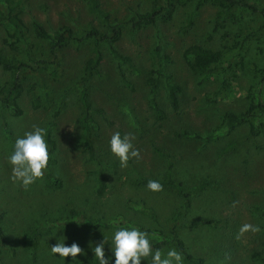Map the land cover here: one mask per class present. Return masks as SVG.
Masks as SVG:
<instances>
[{"label": "rangeland", "instance_id": "obj_1", "mask_svg": "<svg viewBox=\"0 0 264 264\" xmlns=\"http://www.w3.org/2000/svg\"><path fill=\"white\" fill-rule=\"evenodd\" d=\"M98 1L110 22L121 28L115 47L131 64H119L107 46L100 45L99 73L86 80L98 126V135L91 137L92 150H86V131L77 122L82 112L78 83L91 55L90 39L69 43L52 55L45 41L32 38L33 57L45 63L22 78L23 112L13 115L0 105V227L4 232L0 264H65L50 253V246L63 235L66 244L75 241L84 252L76 259L65 258L66 262L97 264L89 241L110 237L120 226L148 231L154 248H175L171 234L175 224L188 252L202 257L203 264H264V138L250 134L246 123L227 129L222 121L226 112L244 111L255 93L263 66L264 17L232 8L227 15L236 13V21L228 16L215 24L219 8L210 0L198 6L195 0H181L169 20L134 28L127 22L130 16L159 2ZM245 1L264 7V0ZM20 8L25 24L31 28L32 21L39 22L51 34L64 24L77 36L90 26L107 31L88 11L85 0H20ZM4 36L0 26V50L7 51L1 41ZM191 44L218 51L219 59L207 70L193 72L182 56ZM155 49L159 56L169 57L171 61L161 69L181 88L180 108L172 111L164 78L159 77L157 99L166 111L163 120H157L147 104L146 73L157 66ZM15 54L25 58L22 51ZM120 70L133 88L123 84ZM9 78L10 72L0 67V86ZM32 92L41 97L43 106L30 107ZM258 122L264 125V117ZM33 124L51 125L55 162L49 161L43 178L24 190L10 180L6 157L15 138ZM117 131L134 137L131 143L140 152L139 159H130L125 168L108 150V140ZM183 131L189 137L174 134ZM207 134L212 137L206 139ZM169 165L171 176L184 190L208 182L190 195L188 210L174 188L146 189L147 181L159 180ZM100 169L106 188L98 194ZM49 174L59 181L57 185ZM243 223L259 225L261 231L236 239ZM35 228L40 233L34 237V255L30 237ZM105 254H109L107 245Z\"/></svg>", "mask_w": 264, "mask_h": 264}, {"label": "trees", "instance_id": "obj_2", "mask_svg": "<svg viewBox=\"0 0 264 264\" xmlns=\"http://www.w3.org/2000/svg\"><path fill=\"white\" fill-rule=\"evenodd\" d=\"M88 11L107 27V31H99L96 27H88L80 36L74 34V31L69 25H62L52 34L39 22L32 21L31 28L25 24L20 15V0H0V26L4 27L5 36L2 37V43L5 45L7 51L0 50V67L4 71L10 72V78L3 86H0V105L7 108L13 115L22 114L23 110L19 103V98L25 91L22 78L29 71H35L41 64L45 63L44 59L34 58L32 49L34 43L32 38L39 39L46 42L47 50L50 54L55 55L56 51L64 48L69 43L80 42L82 40L90 39L92 42V49L90 57L83 65L82 76L78 83V101L80 103L82 112L77 118V122L86 131L83 142L87 151L92 150L93 135H98V126L92 117L91 103L87 93L86 80L99 73V65L103 59V52L100 45L104 43L109 52L119 64L130 65V58L121 53L116 47L115 42L121 36V28L118 24H113L109 20V13L100 7L98 0H85ZM155 3L150 10L145 12H136L130 16L127 22L134 28L155 23L158 19L167 21L171 18L177 3L181 0H153ZM206 0H195L196 6L202 4ZM215 4L219 11L216 13V23L224 20L226 17L231 16L234 21L237 20L236 13L227 15V11L232 8L247 10L252 13H258L264 17V7L257 6L254 3H249L245 0H210ZM22 51L25 58L22 59L16 56V52ZM156 64L155 68L149 69L146 73V83L148 85L147 104L152 109L154 117L157 120H163L166 117V111L157 99L158 79L163 77L165 81L166 97L168 100V107L172 111H178L180 108L179 94L181 88L178 84L170 81V76L163 72L162 64L170 62L171 60L167 55L159 56V52L155 49ZM184 60L188 67L193 72H203L207 70L211 64L219 59L218 51L204 47L200 44L188 45L182 53ZM120 75L123 84L128 88H133L132 82L124 75L123 70H120ZM30 107L37 109L43 106L41 97L34 92L31 93L29 99ZM260 117H264V57L263 66L258 70L256 89L248 100L247 107L240 113L226 112L222 116L223 124L227 129L233 128L240 123L248 125V131L252 135L260 134L264 138V125L259 123ZM46 142L49 146V161L55 162L53 153L56 150V141L51 133V125L47 127ZM175 136L189 137L187 132L174 133ZM195 137H200L198 134H193ZM212 137V134H207L206 139ZM171 166L169 165L165 173L159 178V182L163 186L174 188L177 192L181 193L184 197L183 209L188 210L190 206V195L204 189L208 182H201L195 188L184 190L180 182H176L170 174ZM97 189L96 192L101 194L106 188V177L102 170L97 171ZM49 179L53 184L57 185L59 181L49 174ZM150 180V179H149ZM2 213H0V219ZM199 226L201 223H198ZM40 233V228H35L31 233L30 245L32 253L35 255V241L34 237ZM172 239L177 251L183 256V264H203V258L195 256L188 252L187 248L176 230V224L171 228ZM4 232L0 227V241L4 243ZM264 263V258L261 259Z\"/></svg>", "mask_w": 264, "mask_h": 264}, {"label": "clouds", "instance_id": "obj_3", "mask_svg": "<svg viewBox=\"0 0 264 264\" xmlns=\"http://www.w3.org/2000/svg\"><path fill=\"white\" fill-rule=\"evenodd\" d=\"M46 135V128L33 124L30 131L15 138L11 152L6 157L11 169L10 180L24 190L42 179L47 170L49 146ZM131 139L134 137L130 138L128 134L122 136L117 131L108 140V150L118 159L121 168L127 167L130 159H139V149L133 146ZM162 188L158 180L150 179L146 183V189L150 192H159ZM259 231V225L243 223L237 230L236 239H240L247 232ZM66 240L64 235L63 239H56V243L50 246V253L54 258L70 264L65 258L76 259L78 255H84V252L78 243L73 241L66 244ZM89 244L97 264H183L182 254L174 247L166 250L154 248L150 233L134 225L117 227L110 237L102 236L98 242L89 241ZM105 245L108 246V255L105 254Z\"/></svg>", "mask_w": 264, "mask_h": 264}]
</instances>
